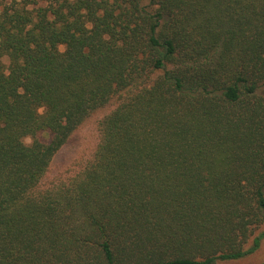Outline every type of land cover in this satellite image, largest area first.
Returning a JSON list of instances; mask_svg holds the SVG:
<instances>
[{"label": "trees", "instance_id": "obj_1", "mask_svg": "<svg viewBox=\"0 0 264 264\" xmlns=\"http://www.w3.org/2000/svg\"><path fill=\"white\" fill-rule=\"evenodd\" d=\"M113 100L94 156L47 181ZM263 243L264 0H0V264H226Z\"/></svg>", "mask_w": 264, "mask_h": 264}, {"label": "rangeland", "instance_id": "obj_2", "mask_svg": "<svg viewBox=\"0 0 264 264\" xmlns=\"http://www.w3.org/2000/svg\"><path fill=\"white\" fill-rule=\"evenodd\" d=\"M7 62V61H6ZM8 63V62H7ZM116 106L113 100L106 107L98 110L89 118L74 134L71 140L56 155L52 167L48 173L47 181H52L61 176L76 172L84 166L95 154L100 139V121ZM41 138L50 139L49 132H42ZM27 143L31 138H26ZM264 263V243L253 254L226 264H263Z\"/></svg>", "mask_w": 264, "mask_h": 264}]
</instances>
